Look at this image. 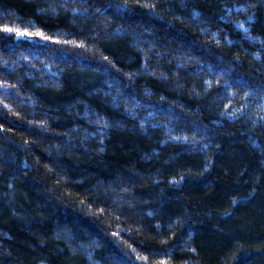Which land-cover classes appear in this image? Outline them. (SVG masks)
<instances>
[{
  "label": "trees",
  "instance_id": "trees-1",
  "mask_svg": "<svg viewBox=\"0 0 264 264\" xmlns=\"http://www.w3.org/2000/svg\"><path fill=\"white\" fill-rule=\"evenodd\" d=\"M0 264H264V0H0Z\"/></svg>",
  "mask_w": 264,
  "mask_h": 264
},
{
  "label": "snow or ice",
  "instance_id": "snow-or-ice-1",
  "mask_svg": "<svg viewBox=\"0 0 264 264\" xmlns=\"http://www.w3.org/2000/svg\"><path fill=\"white\" fill-rule=\"evenodd\" d=\"M238 27L239 28H241L243 31H245V33H247V29H244V27H243V25L241 24V25H238ZM9 31H11V29H8ZM26 33H21V32H19V31H17V35L19 36V35H25ZM176 139H179V138H176Z\"/></svg>",
  "mask_w": 264,
  "mask_h": 264
}]
</instances>
